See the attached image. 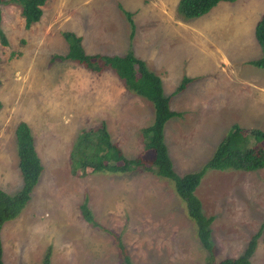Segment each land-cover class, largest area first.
<instances>
[{"label": "rangeland", "instance_id": "rangeland-1", "mask_svg": "<svg viewBox=\"0 0 264 264\" xmlns=\"http://www.w3.org/2000/svg\"><path fill=\"white\" fill-rule=\"evenodd\" d=\"M178 1L47 0L28 29L19 5L0 4V189L13 195L22 184L14 136L20 122L43 168L29 203L1 230L4 264H41L48 248L50 264H121L117 240L132 264H218L241 255L262 225L250 262L264 264V169L208 171L201 180L195 196L213 218L211 255L168 181L143 169L83 178L70 172L78 132L102 123L126 158L148 164L140 131L154 111L110 70L93 73L58 59L67 53L65 32L81 38L87 55L132 52L165 96L183 78L200 76L169 103L180 114L163 131L177 175L197 172L231 125L264 133V68L250 65L264 56L253 35L264 0L219 2L191 20L177 13ZM122 11L132 15V38ZM84 202L99 227L82 218Z\"/></svg>", "mask_w": 264, "mask_h": 264}, {"label": "trees", "instance_id": "trees-1", "mask_svg": "<svg viewBox=\"0 0 264 264\" xmlns=\"http://www.w3.org/2000/svg\"><path fill=\"white\" fill-rule=\"evenodd\" d=\"M46 1L0 0V4L19 5L22 10L24 28L28 29L40 20L42 7ZM234 1L236 0H179L176 9L184 20H191L206 15L219 2L232 3ZM119 8L121 9L120 6ZM122 12L130 26V38H132L135 29L132 15ZM0 36L3 37L1 33ZM254 36L264 53V15L255 25ZM62 37L67 44V53L64 56H58V59L75 63L93 73L110 70L117 76L127 92L148 101L154 111L151 125L140 131L143 151L152 155L148 164H145L141 157L126 158L121 149L111 141L106 125L102 123L96 128L78 132L69 154L71 175L83 178L89 174H129L143 169L159 180L168 181L172 184L188 219L192 222L200 244L210 254L209 226L212 224L213 218L204 216L195 191L208 171L252 173L263 170L264 133L255 129L243 130L238 125H231L217 144L210 159L197 172L179 176L173 170L172 162L168 156L163 131L168 120L179 117L180 114L170 110V98L164 96L160 79L147 69L144 62L136 59L130 51L120 56L87 55L80 37L69 32L62 33ZM250 65L263 69L264 56L251 62ZM191 82L192 80L183 78L173 95L183 92ZM1 107L0 104V109ZM14 136L22 184L13 195L0 189V235L3 226L7 222L15 220L29 203L32 191L43 170L28 125L24 122L18 123ZM80 212L86 223L99 227L86 202L81 204ZM262 229L263 225L251 237L241 255L234 259H223L218 264H251L250 259L256 250ZM117 248L121 253V264H132L119 240H117ZM2 253L0 239V264H4ZM41 264H50V248L44 255Z\"/></svg>", "mask_w": 264, "mask_h": 264}, {"label": "crops", "instance_id": "crops-1", "mask_svg": "<svg viewBox=\"0 0 264 264\" xmlns=\"http://www.w3.org/2000/svg\"><path fill=\"white\" fill-rule=\"evenodd\" d=\"M226 3H228V2H226ZM256 23H257V22H256ZM255 25H256V24H255ZM254 29H255V26H254ZM254 29H253V35H254ZM254 38H255V36H254ZM255 41H256V40H255ZM258 58H259V57H257V58H256L255 60H253V61L259 60ZM260 58H261V57H260ZM253 61H251V62H253ZM190 72H193V71H190ZM169 75H170V74H169ZM190 75H191V74H190ZM156 76H157V75H156ZM189 77H191V78H187V79H190V80H192V82H193L196 78H199L200 76H199V77H198V76L196 77V76H192V75H191V76H189ZM178 78H179V74H178ZM179 80H180V78H179ZM179 80H178V82H179ZM178 82H177V83H178ZM181 82H182V80H181ZM181 82H180V83H181ZM179 85H180V84H178V87H179ZM178 87H177V88H178ZM177 88H176V89H177ZM176 89L170 93V96H165V95H164V96H165V97H168V98L171 99V98L174 96L173 93L176 91Z\"/></svg>", "mask_w": 264, "mask_h": 264}]
</instances>
